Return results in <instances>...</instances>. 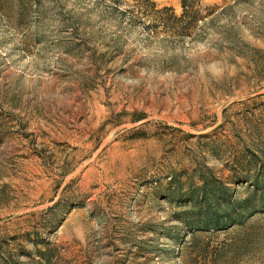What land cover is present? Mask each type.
I'll list each match as a JSON object with an SVG mask.
<instances>
[{
	"label": "rangeland",
	"instance_id": "obj_1",
	"mask_svg": "<svg viewBox=\"0 0 264 264\" xmlns=\"http://www.w3.org/2000/svg\"><path fill=\"white\" fill-rule=\"evenodd\" d=\"M181 14L0 0V264H264V0Z\"/></svg>",
	"mask_w": 264,
	"mask_h": 264
},
{
	"label": "trees",
	"instance_id": "obj_2",
	"mask_svg": "<svg viewBox=\"0 0 264 264\" xmlns=\"http://www.w3.org/2000/svg\"><path fill=\"white\" fill-rule=\"evenodd\" d=\"M181 1V9L182 14L180 17H178L176 20H178L180 23L183 21H186L188 26L195 25L198 20L200 21V0H180ZM189 1V2H188ZM212 202L207 203L205 208V211L203 212V215H205L208 226H217V224L220 222V217L212 211Z\"/></svg>",
	"mask_w": 264,
	"mask_h": 264
}]
</instances>
